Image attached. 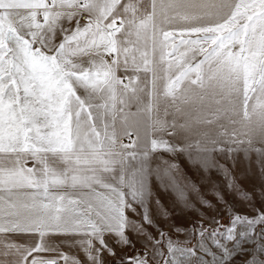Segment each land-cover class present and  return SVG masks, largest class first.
Returning <instances> with one entry per match:
<instances>
[{
	"label": "snow or ice",
	"instance_id": "1",
	"mask_svg": "<svg viewBox=\"0 0 264 264\" xmlns=\"http://www.w3.org/2000/svg\"><path fill=\"white\" fill-rule=\"evenodd\" d=\"M141 93L155 135L121 144L106 117ZM189 93L207 102L197 125L225 121L215 135L160 115ZM158 152L217 169L252 214L224 201L227 223L198 213L172 224L183 239L166 233L159 193L174 206L210 202ZM214 153L255 156L264 177V0H0V264H264V192L253 203Z\"/></svg>",
	"mask_w": 264,
	"mask_h": 264
},
{
	"label": "rangeland",
	"instance_id": "2",
	"mask_svg": "<svg viewBox=\"0 0 264 264\" xmlns=\"http://www.w3.org/2000/svg\"><path fill=\"white\" fill-rule=\"evenodd\" d=\"M224 123L225 121L221 118L215 124L208 125L207 133L215 135L221 130L219 125ZM157 155L177 163L188 179L197 185L198 192L202 198L210 202L208 206L203 207L195 202L188 206H174L169 194L159 193L161 204L168 210L172 217V219H168L160 213H156L157 222L166 233H171L173 236L183 239V237H180L178 233L173 231L172 224L175 223L187 228L193 221H201V216L198 213H205L207 216L218 215L222 222L227 223L229 220V216L226 214L228 208L225 207L224 201L228 202L230 208H234L240 212L248 211L249 214H252L248 203L236 191L229 189L227 181L217 169H211L207 172L204 170L198 171L190 164L189 159L185 155L171 156L164 152H158ZM214 156L219 164L226 165L230 169L239 188L252 194L253 203L259 204L260 193L264 192V187H262L264 185V177L261 176L258 170L255 156L251 159H245L243 154H240L236 157L235 164L231 160L225 159L219 153H214ZM217 193H222V198H219ZM203 223L207 225L208 221L203 220ZM136 249L143 250L140 243L136 244ZM118 252L123 256L131 254L132 250L125 248L118 249ZM111 259V257L106 258V260Z\"/></svg>",
	"mask_w": 264,
	"mask_h": 264
},
{
	"label": "crops",
	"instance_id": "3",
	"mask_svg": "<svg viewBox=\"0 0 264 264\" xmlns=\"http://www.w3.org/2000/svg\"><path fill=\"white\" fill-rule=\"evenodd\" d=\"M146 2V0H145ZM81 23H84V20L81 19ZM158 23H161L164 27H168V25L164 22V16L160 15L158 18ZM179 21H173V24H178ZM85 64L87 63L88 57L83 58ZM120 76H124L125 74L121 70L117 73ZM131 73H129L130 75ZM145 74L141 73V80L144 81ZM125 83H127V80H125ZM144 84H141V87H143ZM82 93V90H81ZM190 99L187 102H177L175 106L168 105V111L167 114L163 112V109L161 110L160 115L164 116L165 119L169 121V123H172L173 121L177 123L178 125H182L185 123L186 120H189L193 124L194 132H207L208 125L206 124H199L197 125L195 123L197 118H201L203 115L207 114V102H205L204 105H201L199 100L196 98L195 93H189ZM149 97L146 93H141L139 95L138 99H132L129 100L126 105L123 106V111H116L114 114H110L106 117L108 121L113 120L114 116V122H115V128L119 137V143L121 144H130L131 141L137 140V137L139 139L137 140L138 146L145 145L150 138H152L155 133L152 131V121L155 118V113L152 114V118L150 119L149 113H147L144 109L148 103ZM102 102V101H97ZM121 106L117 105V109H119ZM177 109H180V111H177ZM125 129H128L131 131V135H125L124 131ZM171 131V129H170ZM187 133L182 132L181 130H177V136L179 138H183L186 136ZM165 139L172 140V137H169L165 135ZM200 137L198 135H192L190 137L189 142H196ZM157 155V154H156ZM29 167L32 166L31 163L28 165ZM60 194H64L67 197L71 198H80V199H89L93 204H96L97 202L93 200L91 197H86V193L88 190L86 189H70V188H62L58 190ZM102 191V190H101ZM20 242L24 241V238H17ZM64 237H52V240L59 244L60 241L64 240ZM62 251L69 255L78 256L79 258L83 259V254L77 250V248L73 246H69L67 244L61 245ZM44 256H50L53 254L50 253H44L42 254ZM107 256L105 257V259ZM0 259H9L8 257H0Z\"/></svg>",
	"mask_w": 264,
	"mask_h": 264
},
{
	"label": "built area",
	"instance_id": "4",
	"mask_svg": "<svg viewBox=\"0 0 264 264\" xmlns=\"http://www.w3.org/2000/svg\"><path fill=\"white\" fill-rule=\"evenodd\" d=\"M82 20H84V18H82Z\"/></svg>",
	"mask_w": 264,
	"mask_h": 264
}]
</instances>
